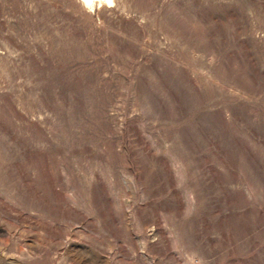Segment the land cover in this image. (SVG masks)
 <instances>
[{
    "label": "rangeland",
    "instance_id": "obj_1",
    "mask_svg": "<svg viewBox=\"0 0 264 264\" xmlns=\"http://www.w3.org/2000/svg\"><path fill=\"white\" fill-rule=\"evenodd\" d=\"M0 264H264V0H0Z\"/></svg>",
    "mask_w": 264,
    "mask_h": 264
},
{
    "label": "bare ground",
    "instance_id": "obj_2",
    "mask_svg": "<svg viewBox=\"0 0 264 264\" xmlns=\"http://www.w3.org/2000/svg\"><path fill=\"white\" fill-rule=\"evenodd\" d=\"M84 3L86 4H90L91 2H93V0H82ZM98 1H107L108 3H111L112 0H98Z\"/></svg>",
    "mask_w": 264,
    "mask_h": 264
}]
</instances>
